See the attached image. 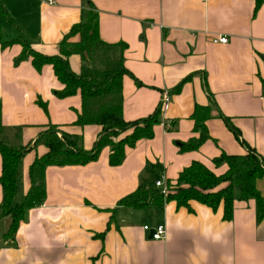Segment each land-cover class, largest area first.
Returning a JSON list of instances; mask_svg holds the SVG:
<instances>
[{"label":"crops","instance_id":"crops-1","mask_svg":"<svg viewBox=\"0 0 264 264\" xmlns=\"http://www.w3.org/2000/svg\"><path fill=\"white\" fill-rule=\"evenodd\" d=\"M80 24L96 25L104 42L128 45L125 120L152 115L164 97L169 107H161L153 137L128 147L119 165L111 164L106 145L88 163L47 166L44 200L26 210L13 238H4L12 217L0 218V264H264V218L258 220L254 198L235 200L231 220L222 205L213 210L197 201L190 208L174 200L161 207L120 204L139 188L156 187L162 175L175 184L194 161L222 175L228 164L215 159L224 154L253 148L264 158V3L256 11L255 0H0V141L32 147L19 169V204L32 187L31 164L48 150L40 137L49 124L59 126L60 136L80 137L86 151L104 134L101 125L76 124L81 94L58 97L64 85L51 64L38 71L31 59L16 63L23 50L18 36L58 55L64 39L81 40L82 32L72 33ZM220 35L229 42H213ZM69 62L81 71L80 53ZM198 106L210 108V138L183 151L201 135L192 119ZM257 188L264 197V176ZM2 204L0 182V215ZM159 225L166 237L154 239L145 226Z\"/></svg>","mask_w":264,"mask_h":264},{"label":"trees","instance_id":"trees-1","mask_svg":"<svg viewBox=\"0 0 264 264\" xmlns=\"http://www.w3.org/2000/svg\"><path fill=\"white\" fill-rule=\"evenodd\" d=\"M256 1V11L264 0ZM86 27V29H84ZM74 26L72 33L82 32L79 42L69 43L67 39L61 42V52L58 55H48L35 50L22 35L14 40L22 44L23 50L16 63L31 59L34 67L41 71L43 66L51 64L55 75L63 83L62 91L57 92L61 98L81 94L82 110L76 124L101 125L104 134L95 143L92 151H86L80 137H73L61 132L58 125L49 124L40 139L45 142L48 150L38 156L31 164L29 174L32 187L24 202L19 204L16 199L19 169L31 143L22 148L0 141V153L3 159V174L0 178L3 187V204L1 217L11 216L12 224L4 238H13L19 223L24 219L26 210L39 205L44 200V176L49 165L85 164L97 158L102 147L110 145L112 153L110 162L119 165L123 161L128 147H133L143 138H152L154 126L160 121L162 103L150 116L135 121H127L123 116V79L130 72L124 64V52L128 45L125 42L110 44L104 42L97 34V26ZM80 53L82 68L79 73L72 70L69 57ZM41 107L47 105L40 101ZM211 118L208 106H198L192 115L195 131H200L199 138H192L183 144V151L199 148L210 138L207 121ZM227 124L236 136L237 129L229 119ZM173 123V122H172ZM1 108H0V128ZM215 161L228 164V170L217 175L203 163L194 161L185 168L175 184H168V192L164 194L159 187L139 188L126 196L120 204L127 206L158 207L164 202L174 200L178 206L190 208L191 201H197L217 210L221 205L224 209V219L231 220L234 213L235 200L254 198L257 203L258 220L264 218V197L257 188L258 179L264 176V158L253 148H248L242 155H227Z\"/></svg>","mask_w":264,"mask_h":264},{"label":"built area","instance_id":"built-area-1","mask_svg":"<svg viewBox=\"0 0 264 264\" xmlns=\"http://www.w3.org/2000/svg\"><path fill=\"white\" fill-rule=\"evenodd\" d=\"M49 4H56L57 0H43ZM213 42L215 43H228L229 42V37L226 35H220L216 38L213 39ZM169 107V99L167 97L163 98V103H162V109L163 110H167ZM167 126H169V122L166 123ZM156 187H159L162 189V192L164 194H167L169 188H168V184H167V180L165 178L164 175H162V177L156 181ZM145 229L149 230L152 232V237L154 239H163L166 237L167 234V230L166 227L164 225H159L156 228L152 229L149 226H145Z\"/></svg>","mask_w":264,"mask_h":264},{"label":"rangeland","instance_id":"rangeland-1","mask_svg":"<svg viewBox=\"0 0 264 264\" xmlns=\"http://www.w3.org/2000/svg\"><path fill=\"white\" fill-rule=\"evenodd\" d=\"M18 38H19V36H18ZM18 38H16V39H18Z\"/></svg>","mask_w":264,"mask_h":264},{"label":"water","instance_id":"water-1","mask_svg":"<svg viewBox=\"0 0 264 264\" xmlns=\"http://www.w3.org/2000/svg\"><path fill=\"white\" fill-rule=\"evenodd\" d=\"M151 234H152V232H151Z\"/></svg>","mask_w":264,"mask_h":264}]
</instances>
